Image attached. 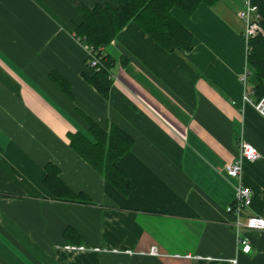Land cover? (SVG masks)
<instances>
[{
	"label": "crops",
	"instance_id": "1",
	"mask_svg": "<svg viewBox=\"0 0 264 264\" xmlns=\"http://www.w3.org/2000/svg\"><path fill=\"white\" fill-rule=\"evenodd\" d=\"M78 3L114 5L0 0V264H264V230L238 232L227 210L239 180L225 167L245 139L261 157L243 161L252 204L241 220L264 217V116L244 99L254 80L242 0L201 3L191 16L173 7L193 34L187 52L166 50L130 21L104 49L114 61L107 95L90 81L74 33ZM91 122L131 138L114 159L129 187L75 149L97 143ZM49 165L87 202L53 194Z\"/></svg>",
	"mask_w": 264,
	"mask_h": 264
},
{
	"label": "trees",
	"instance_id": "2",
	"mask_svg": "<svg viewBox=\"0 0 264 264\" xmlns=\"http://www.w3.org/2000/svg\"><path fill=\"white\" fill-rule=\"evenodd\" d=\"M259 7L261 13V27L264 31V0H252ZM110 3L98 4L94 8H88L78 3L77 7L83 15L80 24L75 25L76 37L93 48V55L100 61L99 68L91 67L90 58L87 65L93 72L90 81L107 95L112 84L111 69L114 61L104 52L117 34L130 22H136L151 38L169 51L187 52L193 48V34L182 25L172 14L173 7L179 8L183 13L191 16L201 3L214 6L218 0H113ZM252 50L248 53L247 61L251 72L254 73L253 97L255 100L264 97V33L250 39ZM60 85L65 82L56 76H52ZM91 134L97 139V143L91 144L85 138V146L81 148L75 143L78 150L93 166L102 169L105 177L117 186L129 187L123 175L115 167V157L129 149L131 138L117 127L111 129L110 135L91 122ZM100 145V151L104 158L98 156L94 149ZM45 186L60 198H71L86 201L84 195H76L70 192L67 185L59 177V171L54 165L47 167Z\"/></svg>",
	"mask_w": 264,
	"mask_h": 264
},
{
	"label": "built area",
	"instance_id": "3",
	"mask_svg": "<svg viewBox=\"0 0 264 264\" xmlns=\"http://www.w3.org/2000/svg\"><path fill=\"white\" fill-rule=\"evenodd\" d=\"M242 2L244 6L239 11V17L245 25L243 37L247 42L249 53L252 50L249 44L250 39L257 36L259 33H264V31L261 27V13L259 11V7L254 4L252 0H242ZM86 47L88 50V57L90 58L91 67L98 69L101 60L93 55V48L91 46L86 45ZM242 79L246 83L248 81V73H245L242 76ZM244 99L246 102L251 103L259 114L264 116V97L255 100L253 98V94L247 91L244 95ZM260 157L261 153L257 147L244 139L240 142V158L237 161L226 165L225 167L229 177L237 178L239 180V184L236 186L235 200L227 207L228 212H231L235 215L234 224L236 225L238 232L242 227H246L247 229L251 230H264V217L259 215H249L244 223L241 220V215L243 214L244 210H247L252 204V191L249 187L245 186L241 180L243 173V161H256ZM65 248L68 250L79 251L89 250V248L84 245H66ZM93 250L99 251L103 249L94 247ZM242 250L247 253L250 252L252 250V245L250 242L246 241ZM151 253L157 254V247H152ZM187 256L190 257L191 255L189 254ZM231 262L233 264H237L238 261L237 259H232Z\"/></svg>",
	"mask_w": 264,
	"mask_h": 264
},
{
	"label": "rangeland",
	"instance_id": "4",
	"mask_svg": "<svg viewBox=\"0 0 264 264\" xmlns=\"http://www.w3.org/2000/svg\"><path fill=\"white\" fill-rule=\"evenodd\" d=\"M244 5H242V7H243ZM242 9V8H241ZM240 9V10H241ZM254 72L252 71V75H251V77L254 79V74H253ZM99 156L101 155L100 153H97Z\"/></svg>",
	"mask_w": 264,
	"mask_h": 264
}]
</instances>
